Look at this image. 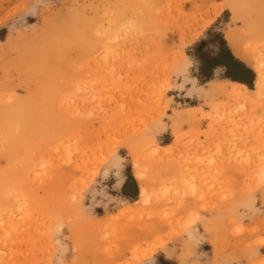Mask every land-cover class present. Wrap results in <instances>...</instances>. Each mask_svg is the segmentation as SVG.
<instances>
[{"label": "rangeland", "instance_id": "374dc122", "mask_svg": "<svg viewBox=\"0 0 264 264\" xmlns=\"http://www.w3.org/2000/svg\"><path fill=\"white\" fill-rule=\"evenodd\" d=\"M261 62L264 0H0V264H264Z\"/></svg>", "mask_w": 264, "mask_h": 264}, {"label": "water", "instance_id": "95a60500", "mask_svg": "<svg viewBox=\"0 0 264 264\" xmlns=\"http://www.w3.org/2000/svg\"><path fill=\"white\" fill-rule=\"evenodd\" d=\"M221 64H223L224 66L228 67L231 66V62L229 61H221ZM232 78L237 79L238 81L244 82V83H248L249 80L246 79L244 76L238 74V73H231L230 74Z\"/></svg>", "mask_w": 264, "mask_h": 264}, {"label": "bare ground", "instance_id": "6f19581e", "mask_svg": "<svg viewBox=\"0 0 264 264\" xmlns=\"http://www.w3.org/2000/svg\"><path fill=\"white\" fill-rule=\"evenodd\" d=\"M262 66H264V62H261L260 64H259V66L257 67V72H259V81L261 80V75H260V71H261V68H262ZM237 84H239V86L241 87V88H245V85L243 84V83H239V82H237ZM141 192H142V194L145 192V190L144 189H141Z\"/></svg>", "mask_w": 264, "mask_h": 264}, {"label": "crops", "instance_id": "0c3cea01", "mask_svg": "<svg viewBox=\"0 0 264 264\" xmlns=\"http://www.w3.org/2000/svg\"><path fill=\"white\" fill-rule=\"evenodd\" d=\"M232 63L237 67V63H236V62L233 61V62H231V64H232ZM233 79H234V78H233ZM236 80H237V79H236ZM232 82H235V83L237 84L236 81H232Z\"/></svg>", "mask_w": 264, "mask_h": 264}, {"label": "snow or ice", "instance_id": "6c2138e0", "mask_svg": "<svg viewBox=\"0 0 264 264\" xmlns=\"http://www.w3.org/2000/svg\"><path fill=\"white\" fill-rule=\"evenodd\" d=\"M118 167H119V162L117 163V169H118ZM118 178V177H117Z\"/></svg>", "mask_w": 264, "mask_h": 264}, {"label": "flooded vegetation", "instance_id": "af4514ba", "mask_svg": "<svg viewBox=\"0 0 264 264\" xmlns=\"http://www.w3.org/2000/svg\"><path fill=\"white\" fill-rule=\"evenodd\" d=\"M228 68V67H227Z\"/></svg>", "mask_w": 264, "mask_h": 264}]
</instances>
